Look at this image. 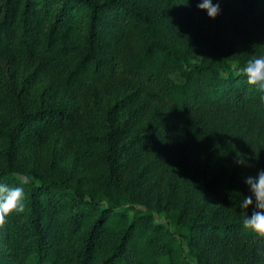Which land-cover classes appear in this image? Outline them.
Returning <instances> with one entry per match:
<instances>
[{
	"label": "trees",
	"instance_id": "trees-1",
	"mask_svg": "<svg viewBox=\"0 0 264 264\" xmlns=\"http://www.w3.org/2000/svg\"><path fill=\"white\" fill-rule=\"evenodd\" d=\"M169 1L0 0V58L54 65L104 128L85 132L75 109L28 107L11 77L0 83V183L22 186L25 205L0 223V264H264L239 207L244 176L264 168V103L238 72L264 54V0H221L203 31L188 20L197 0ZM100 95L112 96L105 110ZM48 129L101 142L83 151L98 174L41 155Z\"/></svg>",
	"mask_w": 264,
	"mask_h": 264
},
{
	"label": "rangeland",
	"instance_id": "rangeland-1",
	"mask_svg": "<svg viewBox=\"0 0 264 264\" xmlns=\"http://www.w3.org/2000/svg\"><path fill=\"white\" fill-rule=\"evenodd\" d=\"M151 2L159 9H172L174 7L173 3L169 0H151ZM190 16L188 20L193 29L197 28L203 31L210 22V18L202 10H194ZM78 32H82V29L77 26L72 30L69 39L76 40ZM252 53L253 51L249 55H246L248 60L253 58L251 56ZM191 60L197 62L199 57L192 56ZM233 65L236 66V62H233ZM8 77H11L21 90L23 102L28 107L49 103L65 105L79 112L80 117L84 119L83 130L85 132L94 135H102L104 133L102 117L100 116L101 110H98L97 107H92V101L88 102L80 96H70L66 93L60 87L58 69L54 65L40 62L34 57L14 60L6 57L0 58V83ZM172 78L178 83L183 82L177 74H173ZM111 100V95H100L95 102L98 107L105 110ZM4 113V105L0 100V116ZM234 122L235 120L232 118L227 119V127L231 132L237 128V123ZM102 146L101 142L82 145L74 139L73 135L62 132L59 129H48L45 142L38 151L43 156L47 155L50 151H55L58 154L59 163L64 168L71 170L76 176H94L98 174L97 169L92 166L83 151L85 148L100 150ZM29 148L30 146L27 145L22 150L27 156L32 157L33 154L29 151ZM34 156L36 157V155ZM195 176H197L196 173ZM175 179L178 182V188L182 189L185 183L183 176L178 174ZM188 181L191 184H199L193 175L189 177ZM174 198L176 200L177 197ZM141 208L144 209V207ZM156 217L159 221L166 222V217L163 214H158ZM171 228L174 230L176 227L172 225ZM192 263L198 264L195 259H192Z\"/></svg>",
	"mask_w": 264,
	"mask_h": 264
},
{
	"label": "clouds",
	"instance_id": "clouds-1",
	"mask_svg": "<svg viewBox=\"0 0 264 264\" xmlns=\"http://www.w3.org/2000/svg\"><path fill=\"white\" fill-rule=\"evenodd\" d=\"M196 8L202 10L210 18L221 12V0H197ZM245 74L247 83L254 85L264 103V54H258L249 59L246 64L238 69ZM238 164H246L244 157H239ZM243 182L247 194H241L239 207L245 210L242 225L257 237H264V168H258L255 174L244 176ZM24 189L22 186H9L0 183V223L5 220L6 214L22 211L24 208ZM251 206V214L247 210Z\"/></svg>",
	"mask_w": 264,
	"mask_h": 264
}]
</instances>
